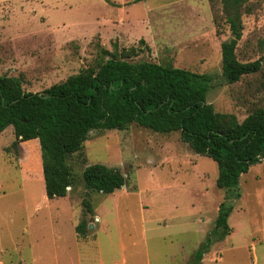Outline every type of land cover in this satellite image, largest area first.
I'll return each instance as SVG.
<instances>
[{
    "label": "rangeland",
    "instance_id": "1",
    "mask_svg": "<svg viewBox=\"0 0 264 264\" xmlns=\"http://www.w3.org/2000/svg\"><path fill=\"white\" fill-rule=\"evenodd\" d=\"M240 10L237 57L262 59V67L227 83L221 44L232 34L223 0H0V74L42 91L97 64L102 48L137 46L133 61L214 76L208 101L243 120L264 107V0H246ZM68 161L74 186L49 198L39 139L17 140L12 125L0 132L6 264H264V160L240 177L231 233L213 235L199 260L226 191L217 185V162L194 152L179 131L135 122L92 130ZM97 162L119 167L126 183L112 193L87 189L82 172ZM82 219L87 232L78 236Z\"/></svg>",
    "mask_w": 264,
    "mask_h": 264
},
{
    "label": "trees",
    "instance_id": "2",
    "mask_svg": "<svg viewBox=\"0 0 264 264\" xmlns=\"http://www.w3.org/2000/svg\"><path fill=\"white\" fill-rule=\"evenodd\" d=\"M244 1L223 0L232 34L221 44L222 76L227 83L262 67V59L243 62L236 54ZM141 50L137 46L120 49L117 43L112 51L102 48L97 64L42 91H27L20 77L0 74V132L12 125L17 140L39 139L45 191L54 198L66 196L74 186L68 160L82 150L92 130H122L135 122L158 132L179 131L194 152L217 162V185L226 191L215 228L196 252L199 260L213 235L220 241L231 233V199L240 196V177L264 160V107L243 120L234 113L217 111L208 101L214 76L130 59ZM82 180L87 189L112 193L126 183V176L119 167L97 162L84 168ZM87 225L82 219L76 226L78 235L86 234Z\"/></svg>",
    "mask_w": 264,
    "mask_h": 264
},
{
    "label": "crops",
    "instance_id": "3",
    "mask_svg": "<svg viewBox=\"0 0 264 264\" xmlns=\"http://www.w3.org/2000/svg\"><path fill=\"white\" fill-rule=\"evenodd\" d=\"M77 226V225H76ZM76 228V227H75ZM77 235H78V233H77ZM79 236V235H78ZM5 249H6V251L7 250H9V249H7V247H2V248H0V264H6V260H5V258H4V256H5ZM10 264H18V262H17V259H10Z\"/></svg>",
    "mask_w": 264,
    "mask_h": 264
}]
</instances>
